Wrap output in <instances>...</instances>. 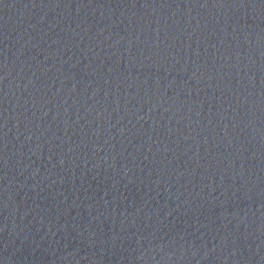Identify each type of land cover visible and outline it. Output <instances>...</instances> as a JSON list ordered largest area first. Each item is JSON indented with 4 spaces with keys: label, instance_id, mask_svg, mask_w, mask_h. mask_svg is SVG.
I'll return each instance as SVG.
<instances>
[{
    "label": "water",
    "instance_id": "water-1",
    "mask_svg": "<svg viewBox=\"0 0 264 264\" xmlns=\"http://www.w3.org/2000/svg\"><path fill=\"white\" fill-rule=\"evenodd\" d=\"M0 264H264V0H0Z\"/></svg>",
    "mask_w": 264,
    "mask_h": 264
}]
</instances>
